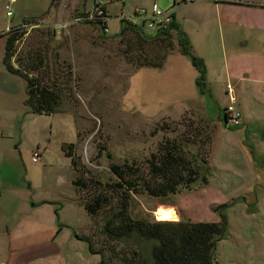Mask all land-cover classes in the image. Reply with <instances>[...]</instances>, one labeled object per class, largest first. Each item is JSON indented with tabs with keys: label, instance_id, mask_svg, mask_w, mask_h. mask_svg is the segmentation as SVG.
I'll return each instance as SVG.
<instances>
[{
	"label": "rangeland",
	"instance_id": "374dc122",
	"mask_svg": "<svg viewBox=\"0 0 264 264\" xmlns=\"http://www.w3.org/2000/svg\"><path fill=\"white\" fill-rule=\"evenodd\" d=\"M173 1L18 0L11 5L13 15L8 16L5 6L10 0H0V33H6L12 22L23 23L24 16L38 20L16 45V65L19 59L26 65L34 53H40L45 63L34 74L42 75L48 85L56 82L63 90L55 112L38 114L25 105L26 81L21 76H10L15 81L11 87L9 83L1 86L0 79V149L14 156L17 165L2 170L15 183L13 189L3 185V193L6 190L7 197L12 195L16 202L12 218L10 213L7 218L23 244H37L31 255H47L49 250L51 264H102L100 250L107 257L113 248L122 249L98 230L102 214L94 218L82 205L98 189L90 179L114 182L113 163L145 168V160L163 139L160 129H164L172 137L188 135L193 153L203 151L212 141L209 157L201 153L208 161L209 183L166 198L134 194L133 215L219 221L220 214L213 208L228 203L224 209L228 233L217 245L219 264H264V181L256 170L264 169V135L254 125L248 130L218 125L207 116L204 103L212 115L216 106L222 107L228 100V78L220 60L224 53L216 50L220 40L225 47L224 39L219 23L211 29L206 16L203 28L197 31L190 30V21L185 23L190 12L198 14V7L207 2L181 4L174 11L180 28L184 30V24L188 28L192 54L203 59L207 68L204 82L209 93L205 96L200 94L203 86L197 84L199 72L182 53L179 37L156 38L160 31L176 29L173 18L168 27L150 30L135 14L137 8L150 12L154 2L169 9ZM88 13L92 14L90 23L76 20ZM128 23L137 26L141 35L132 29L123 32ZM4 46L0 39V61ZM197 97H204L203 101L196 103ZM64 143L75 145L77 166L65 155ZM35 152L39 154L36 161ZM256 159L262 167H257ZM78 177L87 187L73 185ZM259 183L261 191L256 190ZM109 194L116 202L115 191ZM129 240L140 244L150 264L152 242L136 234ZM1 243L6 245V240ZM16 253L10 252L11 257ZM40 254L36 261L48 263Z\"/></svg>",
	"mask_w": 264,
	"mask_h": 264
},
{
	"label": "trees",
	"instance_id": "16d2710c",
	"mask_svg": "<svg viewBox=\"0 0 264 264\" xmlns=\"http://www.w3.org/2000/svg\"><path fill=\"white\" fill-rule=\"evenodd\" d=\"M52 2L54 3L55 0ZM90 20L92 19L85 18L86 22L90 23ZM29 24H38V20L25 18L21 25L13 26L6 33L0 35V37H7L3 62L7 71L21 76L26 81L25 105L27 108L34 113L51 114L61 105L63 90L61 91L56 82L48 85L42 75L34 74V72H40L45 63L44 57L40 53H34L27 60L26 65L23 64V59L18 58V65L14 61L16 45L27 33L26 29L32 27H29ZM128 25L124 27L123 32L132 29L141 35L140 29H136L137 26L131 23ZM172 29L169 27L165 31L158 32L156 38L166 41L171 38ZM176 30L179 32L178 40L182 53L190 57L193 66L199 72L197 84L203 86L202 93H207L204 85L207 73L205 63L203 59L192 54L190 42L185 33L180 29L176 28ZM143 38L151 39L153 37ZM143 64L153 65L146 62ZM218 121L227 124L226 108L223 118H219ZM233 126L241 128L240 125ZM160 130L164 133L163 139L160 140L157 150L145 160V168H142L141 165L113 163L111 172L115 177L114 182L90 179L98 186V189L90 193L84 203H81L92 217L95 218L98 214H102V225L98 230H101L107 241L117 242L123 246L117 251L113 248L107 257L100 250L102 264H149V261L144 258L140 244L129 240L133 234L145 241L152 242L150 264H219L217 245L228 233L224 214L228 203L214 206L213 211L220 214L219 221L193 220L183 217L179 220H159L135 217L132 213L131 201L134 194L146 193L151 197L166 198L176 195L182 190L196 189L209 183L208 161L201 153H205L209 157L212 141L202 147L203 151L193 153L188 145V135L181 134L184 131H180L179 137H172L167 130ZM205 133V138L209 140L210 133L208 131ZM195 137L196 135L193 136V140ZM62 149L65 155L71 159L72 165L77 166L75 145L64 143ZM108 156L111 155L108 154ZM256 165L258 166L257 159ZM260 174L264 177V172ZM73 185L87 187V183L82 177L74 179ZM256 190L258 191V188ZM76 191L78 193V190ZM109 191H115L116 202L113 201L114 198L111 197ZM256 202H258L257 196ZM88 241L92 245V240L88 239Z\"/></svg>",
	"mask_w": 264,
	"mask_h": 264
},
{
	"label": "crops",
	"instance_id": "0c3cea01",
	"mask_svg": "<svg viewBox=\"0 0 264 264\" xmlns=\"http://www.w3.org/2000/svg\"><path fill=\"white\" fill-rule=\"evenodd\" d=\"M199 1H205L207 3H202V5L198 7V14L191 15L190 12L186 17L185 23L187 24L188 21L191 22V31H197L203 28L202 23H204L205 16V22L209 23L211 29H215L216 22L219 23L225 47L222 40H220V46H218L216 50L224 53L220 58L224 63L223 74L228 78L227 84H231V96L228 94V90H226L227 92L225 93L228 98L227 103L222 107L220 105L216 106L217 110L213 111L212 115H209L208 107L203 102L204 107H206L207 116L213 124L220 125L218 119L223 118L225 108L231 102V97H233L234 104L242 113L241 128H247L248 130L249 125H254L257 129L262 130V135H264V0H196V2ZM196 2H192L191 4ZM14 3L18 4V0H14L12 4ZM20 8L22 9V6H20ZM25 18H27V16L23 17V19ZM21 24L20 22H12L10 26H6V32L11 27ZM194 24H196L195 26L197 28H193L195 27ZM173 25L177 29L182 30L180 28L181 24L177 19V13H174ZM187 29L188 28H186L184 24V30L182 31L186 32L187 37L191 39ZM175 31L177 30L173 29L171 34L174 36L176 35L178 39ZM1 34L2 33H0V35ZM6 38V36L0 37V39L4 40L5 44ZM3 58L4 54L0 61V64H3V66L0 65V79L3 83L1 86L6 87L9 83L11 87L15 81L10 77L13 76V74L9 73L4 66ZM204 85L208 92L206 84ZM200 94L205 96V93L201 92ZM203 98L204 97H201V99H199V97H197L196 103L202 102ZM261 149L264 150V144ZM259 166L261 165L258 160L257 167ZM5 167H10L12 170L15 169L17 167L16 158L0 149V264H34L33 262L39 264L36 259H38V254L40 253L35 252V256L30 254L34 251V247H36L37 244L33 242L23 244L20 236L16 233L15 229L17 228L10 227L8 223L7 215L10 213L12 218V212L16 202L13 197H11L12 195L7 197L6 190L3 193V185H7L13 189L15 183L11 177H6L4 176L5 174L3 175L2 170ZM256 170L259 174L264 172L263 168H256ZM259 177L260 180L262 179L261 182H263L264 177L261 174ZM258 185V191L260 188L263 189L261 183ZM258 202H261L260 197H258ZM217 220L218 219L212 221ZM27 234L28 236H32V233ZM5 240L6 245L1 243ZM7 252L8 255L6 254ZM10 252L11 254L17 253L11 257ZM47 252L49 254V250ZM48 254H40L41 258L46 259L48 262H41L40 264H51L50 261L47 260ZM8 256L11 257V260L10 257L7 260ZM13 259L19 260L20 263L13 262Z\"/></svg>",
	"mask_w": 264,
	"mask_h": 264
},
{
	"label": "built area",
	"instance_id": "2783aa9c",
	"mask_svg": "<svg viewBox=\"0 0 264 264\" xmlns=\"http://www.w3.org/2000/svg\"><path fill=\"white\" fill-rule=\"evenodd\" d=\"M14 0H10L5 6L7 10V15L12 16L13 11H12V3ZM196 0H174L172 7L169 9H161L159 5L154 2L152 4V7L150 12H147V8H137L136 9V15L141 17L147 24L148 28L150 30H155L157 28H165L168 27L169 23L172 22L173 18V13L178 9V7L181 4H188L192 3ZM99 5V3L97 4ZM86 19H91L92 14H86L85 16H80L76 20H85ZM228 89V94L231 96V84H228L227 86ZM226 116H227V123L230 125H241L242 124V113L240 110L236 107V105L233 102V97H231V102L227 105L226 107ZM38 152L34 153L33 160H37Z\"/></svg>",
	"mask_w": 264,
	"mask_h": 264
}]
</instances>
